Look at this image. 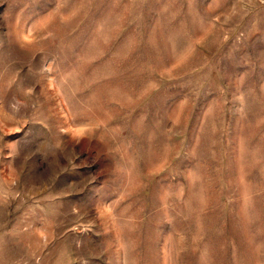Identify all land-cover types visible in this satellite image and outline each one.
<instances>
[{
	"label": "rangeland",
	"instance_id": "rangeland-1",
	"mask_svg": "<svg viewBox=\"0 0 264 264\" xmlns=\"http://www.w3.org/2000/svg\"><path fill=\"white\" fill-rule=\"evenodd\" d=\"M0 264H264V0H0Z\"/></svg>",
	"mask_w": 264,
	"mask_h": 264
}]
</instances>
